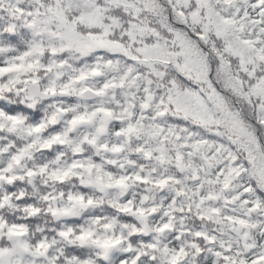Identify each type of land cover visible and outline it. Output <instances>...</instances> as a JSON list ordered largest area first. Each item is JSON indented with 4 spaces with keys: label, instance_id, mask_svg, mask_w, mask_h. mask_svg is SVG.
Wrapping results in <instances>:
<instances>
[{
    "label": "snow or ice",
    "instance_id": "6c2138e0",
    "mask_svg": "<svg viewBox=\"0 0 264 264\" xmlns=\"http://www.w3.org/2000/svg\"><path fill=\"white\" fill-rule=\"evenodd\" d=\"M0 264H264V0H0Z\"/></svg>",
    "mask_w": 264,
    "mask_h": 264
}]
</instances>
